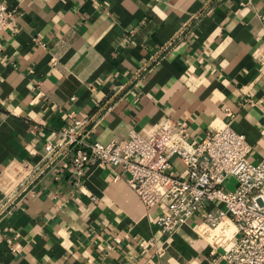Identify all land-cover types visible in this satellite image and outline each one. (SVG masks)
<instances>
[{
	"label": "crops",
	"instance_id": "obj_1",
	"mask_svg": "<svg viewBox=\"0 0 264 264\" xmlns=\"http://www.w3.org/2000/svg\"><path fill=\"white\" fill-rule=\"evenodd\" d=\"M5 2L0 264H225L200 218L162 234L165 206L147 208L122 167L90 166L79 179L62 157L20 189L72 111L102 142L162 122L182 121L200 139L229 124L246 135L250 160H264V0Z\"/></svg>",
	"mask_w": 264,
	"mask_h": 264
},
{
	"label": "built area",
	"instance_id": "obj_2",
	"mask_svg": "<svg viewBox=\"0 0 264 264\" xmlns=\"http://www.w3.org/2000/svg\"><path fill=\"white\" fill-rule=\"evenodd\" d=\"M10 18L7 3L0 0V33ZM259 18L264 25V13ZM256 52L264 71V36ZM70 117L73 124L46 144L43 164L22 183L20 193L62 157L79 179L90 166L122 167L147 208L165 206L157 219L162 234L171 237L200 218L202 231L217 238L215 246L226 248L219 255L225 264H264V160H250L252 146L245 134L223 124L200 139L177 121L162 122L147 135L131 129L125 142H102L91 139L88 118L75 111ZM177 157L184 165L181 172L175 169ZM230 177L237 182L234 188L226 184Z\"/></svg>",
	"mask_w": 264,
	"mask_h": 264
}]
</instances>
